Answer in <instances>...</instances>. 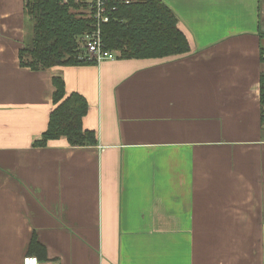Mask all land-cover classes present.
Instances as JSON below:
<instances>
[{
  "label": "crops",
  "instance_id": "obj_1",
  "mask_svg": "<svg viewBox=\"0 0 264 264\" xmlns=\"http://www.w3.org/2000/svg\"><path fill=\"white\" fill-rule=\"evenodd\" d=\"M161 1L187 52L33 70L25 0H0V264L33 236L42 264H264L260 2ZM53 76L94 145L33 146Z\"/></svg>",
  "mask_w": 264,
  "mask_h": 264
},
{
  "label": "trees",
  "instance_id": "obj_2",
  "mask_svg": "<svg viewBox=\"0 0 264 264\" xmlns=\"http://www.w3.org/2000/svg\"><path fill=\"white\" fill-rule=\"evenodd\" d=\"M261 2V0H259ZM109 20L100 26L105 49L118 51L122 58H153L182 54L189 50L185 34L174 13L161 0H107ZM83 8L74 0H25L24 11L30 20L28 36L19 50L21 66L33 70L52 66L86 63L79 59L77 39L92 28V19L80 16L75 9ZM264 37V30L259 32ZM75 49L77 51L75 55ZM264 62V47L260 46ZM52 101L47 129L33 146H46L50 140L65 137L72 146L96 143V133L83 128L88 104L77 93H66L62 77H52ZM261 121L264 123V71L260 75ZM28 255L46 261L44 247L33 236Z\"/></svg>",
  "mask_w": 264,
  "mask_h": 264
},
{
  "label": "built area",
  "instance_id": "obj_3",
  "mask_svg": "<svg viewBox=\"0 0 264 264\" xmlns=\"http://www.w3.org/2000/svg\"><path fill=\"white\" fill-rule=\"evenodd\" d=\"M69 0H61V3H68ZM83 6L92 19V28L89 32L84 33L79 41V59L89 63H99L103 60L115 59V51L104 48L100 26L109 20L108 11L115 10V6L109 8L107 0H74ZM22 264H42L35 255H26L22 259Z\"/></svg>",
  "mask_w": 264,
  "mask_h": 264
},
{
  "label": "rangeland",
  "instance_id": "obj_4",
  "mask_svg": "<svg viewBox=\"0 0 264 264\" xmlns=\"http://www.w3.org/2000/svg\"><path fill=\"white\" fill-rule=\"evenodd\" d=\"M260 5H261V12H262V26H263L262 29L264 30V0H261ZM74 12L77 13L79 16H80V14H82V16L89 18L88 14L86 13V10L82 7L79 9H75ZM29 28H30V23L28 24V29ZM79 41H80V37H78V39H77V47L79 46ZM76 53H77V51L75 49V55H76ZM115 53L120 56L118 51H115ZM263 64H264V62H263Z\"/></svg>",
  "mask_w": 264,
  "mask_h": 264
}]
</instances>
